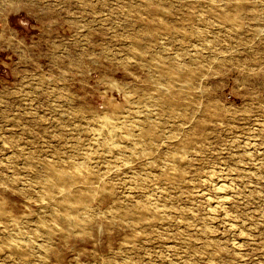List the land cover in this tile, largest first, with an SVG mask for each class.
<instances>
[{
  "label": "rangeland",
  "instance_id": "obj_1",
  "mask_svg": "<svg viewBox=\"0 0 264 264\" xmlns=\"http://www.w3.org/2000/svg\"><path fill=\"white\" fill-rule=\"evenodd\" d=\"M0 264H264V0H0Z\"/></svg>",
  "mask_w": 264,
  "mask_h": 264
},
{
  "label": "bare ground",
  "instance_id": "obj_2",
  "mask_svg": "<svg viewBox=\"0 0 264 264\" xmlns=\"http://www.w3.org/2000/svg\"><path fill=\"white\" fill-rule=\"evenodd\" d=\"M111 131V130H110ZM115 138V137H114ZM223 188V187H222Z\"/></svg>",
  "mask_w": 264,
  "mask_h": 264
}]
</instances>
